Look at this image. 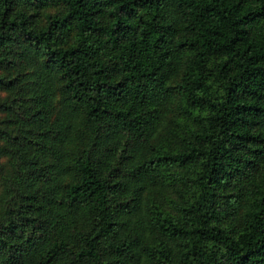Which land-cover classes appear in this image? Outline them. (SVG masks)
Listing matches in <instances>:
<instances>
[{"label": "trees", "instance_id": "16d2710c", "mask_svg": "<svg viewBox=\"0 0 264 264\" xmlns=\"http://www.w3.org/2000/svg\"><path fill=\"white\" fill-rule=\"evenodd\" d=\"M0 90V264H264V0H0Z\"/></svg>", "mask_w": 264, "mask_h": 264}, {"label": "rangeland", "instance_id": "374dc122", "mask_svg": "<svg viewBox=\"0 0 264 264\" xmlns=\"http://www.w3.org/2000/svg\"><path fill=\"white\" fill-rule=\"evenodd\" d=\"M54 9H55V6H46V7H39V8H31L29 10L34 11L35 14L37 15L38 19L42 21L44 18V15L47 12H50ZM175 80H177V77H175L173 79V81H175ZM10 98H12V96L8 92L0 90V100H6V99H10ZM172 107H173V104H172L171 108Z\"/></svg>", "mask_w": 264, "mask_h": 264}]
</instances>
